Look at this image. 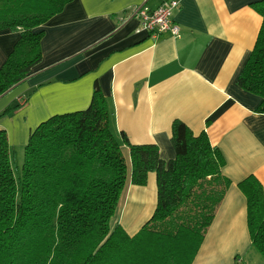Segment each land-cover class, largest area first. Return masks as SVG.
<instances>
[{
	"label": "crops",
	"instance_id": "1",
	"mask_svg": "<svg viewBox=\"0 0 264 264\" xmlns=\"http://www.w3.org/2000/svg\"><path fill=\"white\" fill-rule=\"evenodd\" d=\"M168 0H72L45 24L42 59L21 83L0 96V117L12 160L20 165L32 130L56 113L89 106L96 81L113 112L111 128L122 143L129 168L111 227L137 233L158 202L157 174L146 185L130 182V149L122 140L157 144L160 156L175 157L172 123L184 121L194 133L207 131L226 163L231 184L191 264H264L252 246L247 198L238 183L255 174L264 187V113L261 97L237 83L252 52L263 17L256 0H179L174 20L181 33L141 29L137 5L156 8ZM20 31H0V67ZM15 165V163L13 162ZM20 166L19 164H17Z\"/></svg>",
	"mask_w": 264,
	"mask_h": 264
},
{
	"label": "trees",
	"instance_id": "2",
	"mask_svg": "<svg viewBox=\"0 0 264 264\" xmlns=\"http://www.w3.org/2000/svg\"><path fill=\"white\" fill-rule=\"evenodd\" d=\"M72 0H0V31L20 37L0 67V96L24 81L42 59L44 30H36ZM263 17L237 83L261 97L264 113V0L251 3ZM14 102L0 117L14 113ZM113 112L98 81L89 106L56 113L30 133L20 166H13L8 132L0 129V264H191L231 180L226 159L207 131L172 123L176 155L166 161L157 144L129 141L130 182L157 174L151 218L130 235L111 227L129 178L111 128ZM247 198L252 246L264 258V187L255 174L238 183Z\"/></svg>",
	"mask_w": 264,
	"mask_h": 264
},
{
	"label": "built area",
	"instance_id": "3",
	"mask_svg": "<svg viewBox=\"0 0 264 264\" xmlns=\"http://www.w3.org/2000/svg\"><path fill=\"white\" fill-rule=\"evenodd\" d=\"M180 6L179 0H168L156 8L147 5H137L133 14L139 19L141 29H146L155 34L169 32L179 36L181 27L174 20V11Z\"/></svg>",
	"mask_w": 264,
	"mask_h": 264
},
{
	"label": "rangeland",
	"instance_id": "4",
	"mask_svg": "<svg viewBox=\"0 0 264 264\" xmlns=\"http://www.w3.org/2000/svg\"><path fill=\"white\" fill-rule=\"evenodd\" d=\"M18 103H20V104H23V103H22V102H20V101H19ZM12 161L15 163V165L13 164L14 168H15V169H17V167H16V166H18L17 164H19V165H20V161H18V158H17V160H16V159H13Z\"/></svg>",
	"mask_w": 264,
	"mask_h": 264
}]
</instances>
